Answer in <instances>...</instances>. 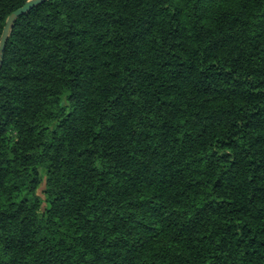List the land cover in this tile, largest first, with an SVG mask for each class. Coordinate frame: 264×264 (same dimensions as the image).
<instances>
[{"label":"trees","instance_id":"16d2710c","mask_svg":"<svg viewBox=\"0 0 264 264\" xmlns=\"http://www.w3.org/2000/svg\"><path fill=\"white\" fill-rule=\"evenodd\" d=\"M25 1L0 0V38ZM0 264H264V0L18 15L0 65Z\"/></svg>","mask_w":264,"mask_h":264},{"label":"water","instance_id":"95a60500","mask_svg":"<svg viewBox=\"0 0 264 264\" xmlns=\"http://www.w3.org/2000/svg\"><path fill=\"white\" fill-rule=\"evenodd\" d=\"M43 1L44 0H26L22 6L18 7L17 9H15L9 14V16L6 19V22H5V25H4L2 34H1V38H0V65L3 59V51H4L5 43H6L10 29L16 17L20 14L25 13L26 11L30 10L32 7L38 5L39 3Z\"/></svg>","mask_w":264,"mask_h":264},{"label":"rangeland","instance_id":"374dc122","mask_svg":"<svg viewBox=\"0 0 264 264\" xmlns=\"http://www.w3.org/2000/svg\"><path fill=\"white\" fill-rule=\"evenodd\" d=\"M40 192V191H39ZM40 195H41V192H40Z\"/></svg>","mask_w":264,"mask_h":264}]
</instances>
